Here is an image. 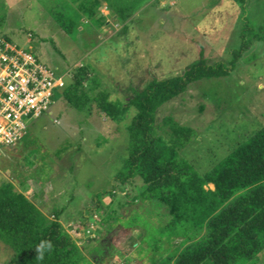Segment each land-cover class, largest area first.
<instances>
[{
    "label": "rangeland",
    "instance_id": "1",
    "mask_svg": "<svg viewBox=\"0 0 264 264\" xmlns=\"http://www.w3.org/2000/svg\"><path fill=\"white\" fill-rule=\"evenodd\" d=\"M2 1L0 38L33 53L59 75L76 68L86 71L88 88L96 78L97 91L106 89L111 100L126 107L134 89L153 79L182 75L202 59L230 66L226 76L191 83L155 114L157 125L173 115L195 129L196 137L180 153L201 173L264 126V40H251L231 64L245 26L258 29L264 23V0H127L132 15L126 21L103 0L107 22L99 27L83 18L71 34L51 9L62 3L78 7L79 2ZM60 94L56 90L51 112L29 120L25 141L9 151L14 156L0 160V185L9 180L6 175L17 173L25 194L43 213L50 218L59 213L69 232L71 225L83 228L73 234L91 264H174L170 251H155L159 236L154 226L160 224L156 212L167 213V207L140 198V177L115 181L129 155V125L136 107L129 106L115 121L95 104L79 111ZM113 186L114 195L94 199ZM206 187L213 189L214 184ZM88 224L93 227L89 234ZM179 241H173L171 251ZM14 252L0 240V264H7ZM237 264H264V250Z\"/></svg>",
    "mask_w": 264,
    "mask_h": 264
},
{
    "label": "trees",
    "instance_id": "2",
    "mask_svg": "<svg viewBox=\"0 0 264 264\" xmlns=\"http://www.w3.org/2000/svg\"><path fill=\"white\" fill-rule=\"evenodd\" d=\"M74 1L79 2L78 7L62 3L61 8L51 9L67 33L77 30L83 18L99 27L107 22V16L100 11L103 0ZM105 1L118 19L126 21L131 17L127 0ZM0 7L3 8L2 0ZM4 18V14L0 16V24ZM253 39L264 40V23L258 29L245 26L242 45L233 51L232 65ZM229 72L230 66L224 62L209 64L202 59L182 75L153 79L143 89H134L129 100V106L136 107L137 112L129 125V155L115 181L126 183L140 177L144 185L140 198L156 202L158 208L167 207V213L156 212L160 224L154 226L159 236L155 251L163 247V251H170L174 264H237L264 250V126L231 149L212 169L201 173L180 153L196 137L195 129L173 115L164 116L158 125L155 122L157 109L191 83ZM87 81L86 71L74 69L60 97L79 111L95 104L107 117L121 120L129 106L111 100L106 89L97 91L100 84L96 78L89 88ZM208 183L214 188H207ZM114 192L115 186L97 193L94 199ZM56 215L48 217L14 182L3 181L0 240L15 251L7 264H91L77 238L64 227L59 213ZM176 239L180 241L171 251ZM42 240L50 242L51 249L38 259L35 247ZM166 243L170 246L165 247Z\"/></svg>",
    "mask_w": 264,
    "mask_h": 264
},
{
    "label": "built area",
    "instance_id": "3",
    "mask_svg": "<svg viewBox=\"0 0 264 264\" xmlns=\"http://www.w3.org/2000/svg\"><path fill=\"white\" fill-rule=\"evenodd\" d=\"M65 75H59L25 48L0 38V160L22 143L30 119L50 112L56 103V90L61 92L72 78L71 71ZM70 227L73 236L83 229ZM92 228L89 224L87 234Z\"/></svg>",
    "mask_w": 264,
    "mask_h": 264
},
{
    "label": "clouds",
    "instance_id": "4",
    "mask_svg": "<svg viewBox=\"0 0 264 264\" xmlns=\"http://www.w3.org/2000/svg\"><path fill=\"white\" fill-rule=\"evenodd\" d=\"M101 13H104L106 9L101 8ZM51 249V243L47 241H41L39 244L36 245L35 251L37 253V258L42 259L45 251H48Z\"/></svg>",
    "mask_w": 264,
    "mask_h": 264
},
{
    "label": "crops",
    "instance_id": "5",
    "mask_svg": "<svg viewBox=\"0 0 264 264\" xmlns=\"http://www.w3.org/2000/svg\"><path fill=\"white\" fill-rule=\"evenodd\" d=\"M23 143V142H22ZM17 147V146H16ZM8 156H10L11 158H12V156H14V154H12L11 153V155H10V153H8ZM17 174V173H16ZM16 174H13V175H10V176H8V175H6L7 176V178L9 179V180H11L12 182H14L15 183V185H16V187L20 190V191H23L24 193H26L25 192V190H24V183H23V180L21 179V177H20V175H16ZM27 195V194H26ZM28 196V195H27ZM29 197V196H28ZM31 199V198H30Z\"/></svg>",
    "mask_w": 264,
    "mask_h": 264
}]
</instances>
